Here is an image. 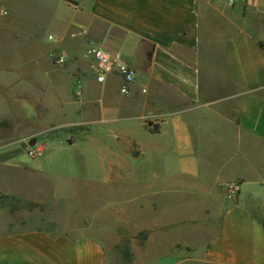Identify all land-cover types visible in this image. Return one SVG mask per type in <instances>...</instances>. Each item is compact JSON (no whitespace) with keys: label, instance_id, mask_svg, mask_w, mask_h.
<instances>
[{"label":"crops","instance_id":"obj_1","mask_svg":"<svg viewBox=\"0 0 264 264\" xmlns=\"http://www.w3.org/2000/svg\"><path fill=\"white\" fill-rule=\"evenodd\" d=\"M45 1L70 73L34 90L56 112L24 102L18 146L49 149L0 157V264H108L126 227L148 264H264V0ZM88 44L134 70L127 94Z\"/></svg>","mask_w":264,"mask_h":264},{"label":"rangeland","instance_id":"obj_2","mask_svg":"<svg viewBox=\"0 0 264 264\" xmlns=\"http://www.w3.org/2000/svg\"><path fill=\"white\" fill-rule=\"evenodd\" d=\"M53 8L54 5L45 0H0V157L19 151L18 136L24 131L21 123V115L26 110L24 102L35 105L37 100L43 99L49 112L58 110L54 95L48 93L38 98L34 91L48 90L47 76L70 73L66 61L54 63V56L59 51L55 35L62 31L67 15L63 11L46 15ZM48 34L52 38L49 39ZM67 129L71 130V125L59 127V130ZM36 141L46 144L41 135ZM47 149L48 145L44 151ZM15 155L26 162L41 158V155L30 157L22 151ZM3 205L4 197L0 195V211H3ZM141 237V234L133 236L131 228L126 227L118 240L106 242L113 254L106 258L108 264H148L150 258L143 255L148 242ZM179 264H195V261L191 259Z\"/></svg>","mask_w":264,"mask_h":264},{"label":"built area","instance_id":"obj_3","mask_svg":"<svg viewBox=\"0 0 264 264\" xmlns=\"http://www.w3.org/2000/svg\"><path fill=\"white\" fill-rule=\"evenodd\" d=\"M222 1L228 6L234 3V0ZM80 33H84V29L81 28ZM47 37L49 39L52 38L51 35ZM82 55L91 60L90 69L97 82L102 83L107 73L114 72L119 78L118 92L122 95L129 92V87L135 79V72L129 65L121 61L116 55H112L108 51L92 44H88L84 48ZM64 59L65 55L57 54L54 56V63L56 65L60 64ZM43 147L44 143L35 141L32 145L25 146V151L28 155L35 156L41 153ZM238 189L239 182L236 180L228 181L224 187V194L230 197L234 195Z\"/></svg>","mask_w":264,"mask_h":264},{"label":"water","instance_id":"obj_4","mask_svg":"<svg viewBox=\"0 0 264 264\" xmlns=\"http://www.w3.org/2000/svg\"><path fill=\"white\" fill-rule=\"evenodd\" d=\"M36 138L34 136L29 137L26 141L19 142V146L24 148L27 145H32L35 142Z\"/></svg>","mask_w":264,"mask_h":264},{"label":"trees","instance_id":"obj_5","mask_svg":"<svg viewBox=\"0 0 264 264\" xmlns=\"http://www.w3.org/2000/svg\"><path fill=\"white\" fill-rule=\"evenodd\" d=\"M66 2H69V3H74V1L73 0H65ZM0 195H2V194H0Z\"/></svg>","mask_w":264,"mask_h":264}]
</instances>
